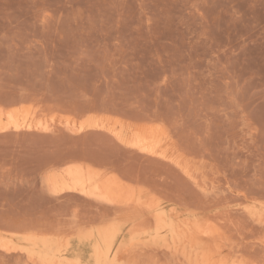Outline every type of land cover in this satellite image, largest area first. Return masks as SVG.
I'll list each match as a JSON object with an SVG mask.
<instances>
[{
	"label": "rangeland",
	"instance_id": "rangeland-1",
	"mask_svg": "<svg viewBox=\"0 0 264 264\" xmlns=\"http://www.w3.org/2000/svg\"><path fill=\"white\" fill-rule=\"evenodd\" d=\"M0 99L40 106L48 125L0 132V233L12 243L46 228L70 258L95 264L77 234L113 210L53 194L42 174L74 151L149 175L180 209L219 213L233 250L264 264V229L247 211L264 202V0H0ZM98 115L161 122L193 174L134 154L91 127ZM154 249L146 259L182 264ZM1 254L0 264H27Z\"/></svg>",
	"mask_w": 264,
	"mask_h": 264
},
{
	"label": "bare ground",
	"instance_id": "bare-ground-1",
	"mask_svg": "<svg viewBox=\"0 0 264 264\" xmlns=\"http://www.w3.org/2000/svg\"><path fill=\"white\" fill-rule=\"evenodd\" d=\"M0 102V132L48 128L40 106L27 102L16 105L15 101L6 105L1 99ZM71 116H65L64 126L67 130L79 132L81 129L76 128V121ZM123 118L98 115L91 127L105 130L134 154L171 163L186 174H193L190 159L173 141L176 139L170 135L172 131L169 129V132L164 124L158 121L137 123L136 120L132 122ZM69 154L65 157L62 154L60 158L56 156L57 160L54 157L53 161L45 163L42 174L53 194L67 188L88 201L101 203L106 209L113 210V214H103L94 228L77 234L79 240L91 244L90 252L95 264H156L158 258L154 261L152 255L146 259L145 254L155 251L157 243L163 247L162 252L182 264H258L233 250L226 236L229 230L224 229V224L230 223V220L228 222L225 218L224 222L219 213H215L217 218L201 214L196 209H180L177 199L176 203L173 197L164 194L166 191L157 192V184H160L159 190L162 184L156 179L151 181L153 179L147 177L149 175L144 176L145 180L142 175L137 177L133 174L131 177L125 174L127 171L118 172L116 168L105 167L106 164H103V169L101 164L91 163L90 158L89 161L85 158L88 162L83 161L84 158H81L85 154L81 152L80 160ZM152 183H156L155 186ZM248 204L250 218L264 229V202ZM125 229L127 238L122 236ZM0 251L2 254L21 256V259L24 257L27 264H80L78 258L68 256L67 247L60 249L56 236L46 228L26 234L14 243L0 233Z\"/></svg>",
	"mask_w": 264,
	"mask_h": 264
}]
</instances>
